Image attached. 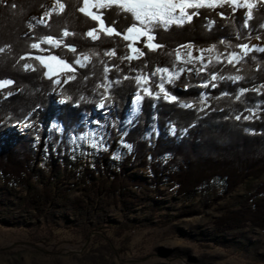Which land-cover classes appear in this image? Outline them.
Returning a JSON list of instances; mask_svg holds the SVG:
<instances>
[{
  "label": "trees",
  "instance_id": "obj_1",
  "mask_svg": "<svg viewBox=\"0 0 264 264\" xmlns=\"http://www.w3.org/2000/svg\"><path fill=\"white\" fill-rule=\"evenodd\" d=\"M249 2L255 5L250 19L248 9L224 3L188 9L198 13L191 22L167 30L149 25L154 42L162 45L150 51L146 37L124 39L128 26H143L116 6L100 11L119 36L99 32L98 23L78 10L82 0H0V81H13L0 88V210L16 191L27 193L23 202L36 217L61 207L82 215L94 204L129 213L148 204L137 192L157 199L166 188L187 201L199 195L206 205L247 183L233 206L219 208L212 235L216 241L237 238L247 229L264 236V52L245 56L240 47L254 40L264 44V0ZM37 14L44 22L33 19ZM93 28L95 40L86 35ZM49 36L61 42L58 47L43 42ZM129 44L144 55L137 56ZM192 48L203 50L206 64L189 59ZM52 55L75 71L46 77L47 69L34 57ZM25 64L32 67L25 70ZM158 68L169 69L175 79L166 82ZM145 76L147 83H137L136 77ZM161 83L174 102L164 99ZM137 95L141 99L131 114ZM85 137L92 139L91 157L79 167ZM119 143L126 151L121 156ZM73 190L79 196L71 202ZM149 210L157 214L159 208ZM86 221L79 226L85 264H114V255L123 251L117 241L127 244V235L137 229L131 222Z\"/></svg>",
  "mask_w": 264,
  "mask_h": 264
},
{
  "label": "rangeland",
  "instance_id": "obj_2",
  "mask_svg": "<svg viewBox=\"0 0 264 264\" xmlns=\"http://www.w3.org/2000/svg\"><path fill=\"white\" fill-rule=\"evenodd\" d=\"M51 3L47 10L52 9ZM59 6V4H58ZM37 22H44V15H35ZM130 39L136 42L140 39ZM248 53L258 51L264 44L257 40L247 44ZM190 60L206 64L203 50L190 49ZM238 60V58H233ZM63 70H58L59 76ZM167 81V75H164ZM63 83L62 78H57ZM139 101L133 99L130 113L137 110ZM31 126V125H30ZM86 148L79 154L78 165L82 166L91 157L92 139L85 137ZM124 147L117 145L118 154L124 155ZM41 163L38 167L42 170ZM143 174H147L145 170ZM247 183L242 184L228 198L214 203L202 204L199 195L189 201L173 197V191L166 188L165 194L157 199L145 192L137 195L148 200V204L127 213L119 207H104L94 204L82 215H70L63 207L48 209L36 217V211L28 208L23 192H12L3 202L0 210V264H85L86 245L79 229L82 221L91 225L96 222H131L137 229L128 234L127 240H118L116 246L123 251L114 255V264H264V236L258 231L247 229L234 236L226 235L218 241L212 235V219L218 217L220 207L233 206L237 197L246 194ZM38 187L33 184L32 189ZM2 182L0 180V191ZM79 192L73 190L69 200L74 201ZM157 205V214L151 213L150 206ZM72 223L65 225V221ZM179 232L177 236L175 233ZM223 241V244L220 241ZM122 241V242H121ZM125 248L129 251L126 252ZM88 251V250H87ZM124 253V254H123Z\"/></svg>",
  "mask_w": 264,
  "mask_h": 264
},
{
  "label": "snow or ice",
  "instance_id": "obj_3",
  "mask_svg": "<svg viewBox=\"0 0 264 264\" xmlns=\"http://www.w3.org/2000/svg\"><path fill=\"white\" fill-rule=\"evenodd\" d=\"M83 6L80 7L78 10L84 14L85 16L89 17L93 21L98 23V30L99 32H103L106 35H121L120 32L116 31L114 27L108 26L103 18V14L100 11L101 9L111 8L116 6L123 10L124 13L129 14L130 17L142 25L143 27H137L136 23H133L131 26L126 28L127 35H124V39H138L139 37H146L145 47L148 48L150 51H155L157 48L162 47V45L155 43L156 40L154 34V28H149V25L153 26H162L164 30H167L169 26L173 24L182 25L185 20L191 22L193 15H197L198 13H189L188 9H199L201 7L207 8H215L221 7L224 3H228L234 5L236 7H242L248 9V16L249 19L251 18V9L255 6L253 3L249 2V0H244V3H239V0H82ZM64 4L59 3V10L62 12L64 10ZM95 9V11L93 10ZM64 35H68L67 32ZM86 35L92 39H98L97 28H93L86 33ZM45 43L52 45L53 47H58L61 43L60 41L53 40L52 37H47ZM34 49H40V44L33 43L31 45ZM70 47V46H69ZM132 52L136 53L137 56H143L144 53L141 52L137 48H133L131 44L128 45ZM243 54L246 56L248 55V46L247 45H240ZM71 51H75L74 48L70 47ZM2 51V49H0ZM258 51L264 52V48L258 49ZM191 56V52L188 53ZM233 58L236 57L235 53L231 54ZM36 60L40 62V64L47 69L44 72L46 77L50 78L51 74H56L58 70L67 71L69 73L75 71V69L65 60L59 58L56 55L42 57L36 56L34 57ZM127 59L131 60L137 58L136 56H128ZM24 59V57H21ZM85 60L88 59L87 56L84 57ZM176 59H180L179 52L176 53ZM232 62L231 60L229 61ZM76 63H79L77 60ZM32 66L29 64H25V70H28ZM35 71V69H32ZM157 72L163 73L167 75V81L171 82V80L175 79V74L170 73L169 69L167 68H158ZM155 75V73H153ZM73 77H70V79ZM215 79V77H213ZM137 83H147L148 78L145 77H136ZM13 81L11 80H3L0 81V88L6 87L11 85ZM56 83H60V81H56ZM67 83V81H64ZM205 87L207 85H204ZM159 91L163 93V97L168 102H174L176 97L170 95V93L165 89L164 84L161 83L157 85ZM215 87V85H213ZM146 95H152L148 88L144 89ZM11 95V93H8ZM141 97L137 95L136 100L139 101ZM63 102V101H62ZM183 107H191L190 104L182 105ZM103 107V105H101ZM236 119H240L239 116ZM244 119H249V117L245 116Z\"/></svg>",
  "mask_w": 264,
  "mask_h": 264
}]
</instances>
